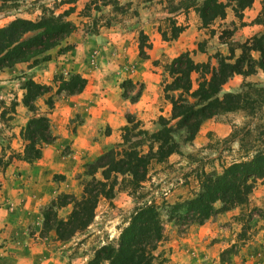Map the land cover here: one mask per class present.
I'll use <instances>...</instances> for the list:
<instances>
[{"label":"trees","instance_id":"1","mask_svg":"<svg viewBox=\"0 0 264 264\" xmlns=\"http://www.w3.org/2000/svg\"><path fill=\"white\" fill-rule=\"evenodd\" d=\"M19 1L25 0H0V7ZM252 2L191 0L185 7L191 8L198 17L200 27L206 28L216 19H224L226 8L230 7L234 16L239 18L241 11L250 8ZM70 12L71 8L58 14L45 10L37 20L14 18L0 27V71L19 63L27 64V68L45 63L50 58L47 52L56 47V55L69 51L71 46H59L76 29L66 19ZM252 24L264 25V0H260V10ZM182 29L170 20L168 37L166 32H161L160 36L163 40H172ZM85 33L91 36L97 32L91 25ZM223 33L228 37L231 34L222 30L218 35L220 43L227 47V54H214L215 66L208 61L196 63L188 53H181L170 61L165 67L169 81L162 87L163 97L170 105L169 117L159 115L155 121L156 128L148 131L141 127L139 120L126 114L125 124L120 129V142L99 154L93 162L83 165V175L89 179L84 182L79 198L59 193L42 210V233L52 231L56 240H69L91 224L98 200L112 199L116 185L128 188L131 196L139 195L137 193L147 179L149 166L162 163L179 152L175 136L181 134L184 142H190L204 121L254 103L249 100V89L258 87L255 91L264 96V88L251 83H242L236 92H222L221 97L218 96L222 85L232 76L245 77L257 70L264 73V31L238 44L223 42ZM139 34L138 55L145 58L141 46L144 35ZM149 47L148 44L146 48ZM235 51L238 53L235 54ZM193 73L198 76L195 88H192L190 79ZM52 82L56 83L55 95H76L85 86V79L77 73H69L65 77L57 73ZM19 89L22 90L20 103L32 116L19 131L21 152L11 151L6 155L8 148L2 146L3 138L0 136L1 171L12 160L28 164L37 161L42 148L54 140L48 117L36 113L34 105L36 99L49 94L51 87L36 83L26 75L20 81ZM138 95L139 91L130 102H135ZM15 105L11 102L6 107L0 100L3 109L0 121L11 120V116L6 119L4 116L8 113L13 115ZM45 105L48 109L52 107L51 96L46 97ZM199 179V190L192 198L176 202L169 208L170 220L177 215V219L187 222V226L200 225L215 212L216 203L220 205L219 211L245 206L254 183L260 181L264 185V148L255 149L245 158L223 166L219 174L202 175ZM68 205H71L69 213L59 218L57 210ZM256 213L264 224V201ZM161 239L158 209L152 201H142L132 210L115 241L98 246L87 264H153L156 258L154 252Z\"/></svg>","mask_w":264,"mask_h":264},{"label":"rangeland","instance_id":"2","mask_svg":"<svg viewBox=\"0 0 264 264\" xmlns=\"http://www.w3.org/2000/svg\"><path fill=\"white\" fill-rule=\"evenodd\" d=\"M75 1L25 0L4 5L0 7V27L5 26L14 18L37 20L45 10H52L53 12L59 9L62 10V8V11L67 10L71 8L68 5H71ZM190 1L87 0L78 11V19L76 20L79 23L84 21L81 28L78 27L83 34H86L85 31L89 30L91 25L93 29H96L97 33L99 27L108 28L118 24V28L121 29L124 26H133V39L135 36L137 37L136 57L140 58L138 55V45L140 44L139 33H142L140 26H147L146 30L149 31L150 29H154L157 23L158 31L163 29L162 32L168 33L169 21L173 20V13L178 10L179 13L184 14L188 11L194 13L191 8L185 7ZM218 1L222 3L227 2V0ZM95 8L97 9L95 10ZM247 12V9L241 11L240 17L237 18L230 7H228L225 11V16H227L226 18L224 17L225 21H223L224 19H216L208 27L204 28V35H208V38L197 41L195 46L198 51L208 52L207 60L210 65H216L214 54L219 53L222 55V44L218 39V35L222 30L231 34L228 37L227 34L223 33V42L234 40L231 39L233 36L237 38L234 44L242 43L248 39L250 31L247 30L245 33L242 32L240 34L242 26L252 25V21L250 23L244 21V19H248ZM139 18L143 20L142 24ZM105 24L107 26H104ZM144 37L141 41V46L146 57L145 52L148 49L146 46L149 44V39L146 35ZM103 42L100 41L98 43L99 46L96 44L95 46L103 47ZM128 43L127 47L130 50V42ZM117 52L116 50V56L113 58L112 54L108 53L105 48L103 51L97 50V53L100 54L89 58L88 67H92V69L100 67L101 69L102 64V68L107 72L106 76L112 67L125 71L130 63L127 59L119 58L120 54ZM237 53L238 51H235V54ZM168 64L165 66L160 64V66L164 67V74L161 71L158 75L160 76L161 83H159V88L156 91L153 119H149L146 122L140 121L141 127L148 131H153L156 128L155 121L159 115L164 118L169 117L170 105L164 99L162 93L163 85L169 81L165 69ZM157 70L161 69L157 68ZM19 73L13 74L12 77L6 74L0 77V100L4 101L5 104H3L6 107L11 102L15 103L14 100L16 98H20L21 101L20 96L22 94L20 95V93L22 90L19 89V83L24 76H32L30 72ZM62 76L65 77L66 75L62 74ZM53 77H51L47 85L51 87L49 94L36 99L34 102L36 113L38 114L41 113L38 111V104L47 109L45 105L47 96H51L52 103L56 101L55 97L57 95L54 94L56 83L52 82ZM197 77L194 73L190 76L192 88L196 87ZM260 87L264 88V85ZM118 88L119 93L117 97L122 99L124 104H129L138 91L140 95L142 84L123 79L118 82ZM257 88L249 89V100L254 101V103L233 112L218 114L204 121L190 142H184V136L181 134L175 136L174 139L178 144L179 150L177 154L174 153L175 161L170 163L164 161L159 164L152 163L149 166L147 179L142 183V189L137 193L139 195L131 196L128 188L116 185L112 199H99L94 209V217L91 224L73 236L71 245L61 249L64 253L63 257L66 264H87L93 251L98 246L114 242L121 228L126 225L132 210L142 201H152L154 203L158 209L162 226V239L154 252L156 258L153 264H264V224L259 220L256 213V210L261 207L264 201V185L260 181L254 183L245 206L232 208L227 211H219L220 205L216 203L214 204L215 212L200 225L187 226V222L178 220L177 215H175L174 220L169 219V208L174 203L190 199L198 192L199 178L202 175L219 174L223 166L245 158V156L251 154L255 149L264 148V96L260 92L255 91ZM237 90L232 92H236ZM242 92H247V90H243ZM221 95L222 88L218 96L221 97ZM2 110L0 107V112ZM158 111L163 112V114L157 116ZM126 114L136 119L135 115L125 113L124 122ZM9 116H11L12 120L13 115H9V113L4 116V119ZM31 116L32 114L30 113L27 120ZM11 120L0 121V136L3 138L2 146L8 148L6 153L11 151L17 153L21 152L22 149L19 131L24 127L27 120L19 129V141L16 142H13L12 135L7 134L8 130L14 126ZM78 121V115L69 119V122L72 124ZM121 127L116 131L118 135L117 142L111 143L102 152L120 142ZM104 132L108 133V130L105 129ZM63 152H68L67 146L64 147ZM84 173L85 169L82 167L80 173L76 175L78 179L81 177L76 183L77 193L74 195L76 198H79L84 182L89 179L83 175ZM56 179L60 180L61 178L56 177ZM119 181L120 177H118V183ZM69 207L71 208V205ZM0 209L4 210L2 206H0ZM6 209L9 212L13 211L10 205H7ZM69 211L68 209L61 210L57 215L59 218H64ZM28 229L29 226L27 231ZM12 233L14 234V229H11L9 226L4 225L2 228L0 227L1 264H11L12 260L16 262L15 258H17L18 254L15 250Z\"/></svg>","mask_w":264,"mask_h":264},{"label":"crops","instance_id":"3","mask_svg":"<svg viewBox=\"0 0 264 264\" xmlns=\"http://www.w3.org/2000/svg\"><path fill=\"white\" fill-rule=\"evenodd\" d=\"M85 1L87 0H76L68 5L73 10L66 19L73 23L76 29L61 42L59 47L69 45L71 46L69 51L56 55V49H58L56 47L47 52L50 58L38 65L40 67L27 68V64L19 63L0 72V77L3 74L12 77L18 72L19 74L30 72L33 81L44 85H48L51 77L57 73L65 75L77 73L85 79V86L79 94L57 95L50 109L38 104V111L48 117L51 134L54 136L52 143L42 148L40 159L30 164L12 160L3 171L0 170V206L4 208L3 211L0 209V227L6 225L14 229L12 237L18 254L15 258L16 262L12 260L11 264H66L61 249L71 245L73 237L66 241H59L55 239L52 231L40 234L42 210L59 193L72 195L77 193L76 183L81 177L78 179L76 175L80 173L85 163H90L104 148L117 142L116 131L124 125L125 113L135 115L141 122L153 119L156 91L161 83L158 75L161 71L164 74L163 66L181 53H188L196 63L208 61V52L196 50V42L207 39L208 35H204L205 29L200 28L199 21L192 11L184 14L179 13L178 10L173 13L172 19L175 25L182 26L183 29L172 40L161 38L160 32L163 29L158 31L157 23L156 27L149 31L146 30L147 26L141 25L140 29L143 35L148 37L150 48L145 52L146 57L140 59L136 57L137 37L133 39V26H124L121 29L118 28V24L108 28L99 27L98 33L91 36L81 32L80 28L84 21L79 23L76 19ZM62 10L59 9L54 13ZM247 10L248 19L244 21L250 23L260 10V0H253L251 7ZM139 19L142 24L143 20ZM247 30L251 32L248 37L250 38L264 31V25L242 26L240 34ZM235 37H231L234 39L231 40L232 42L237 40ZM100 41H104L103 47H98ZM128 42H130V50L127 47ZM95 44L98 46L96 47ZM104 48L112 54L113 58L117 50L120 54L118 57L127 59L130 63L129 67L125 71L112 67L107 76L102 64L101 69L88 67L89 58L99 55L97 50L103 51ZM226 54L227 47L222 43V55ZM123 79L142 84L141 93L133 103L124 104L123 100L117 97L118 82ZM242 83L262 86L264 73L257 70L254 74L245 77L234 75L222 85V92L237 90ZM14 101L16 105L11 120L14 126L8 130L7 134L12 135L13 142H16L19 141L18 131L30 113L21 105L20 98ZM159 114L163 112L158 111L157 116ZM75 115H78L79 121L72 124L69 119ZM105 129L108 133L104 132ZM65 146L68 152L64 153ZM166 161L169 163L175 161V154L170 155ZM56 177L61 179L58 180ZM7 205H10L13 211H7ZM65 209L69 211V205L58 209L57 213Z\"/></svg>","mask_w":264,"mask_h":264}]
</instances>
